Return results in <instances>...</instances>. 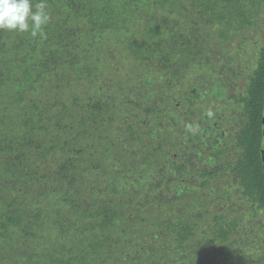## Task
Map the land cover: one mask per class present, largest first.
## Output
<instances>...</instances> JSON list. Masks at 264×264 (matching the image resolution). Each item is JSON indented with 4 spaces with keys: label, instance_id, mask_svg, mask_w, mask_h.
<instances>
[{
    "label": "trees",
    "instance_id": "16d2710c",
    "mask_svg": "<svg viewBox=\"0 0 264 264\" xmlns=\"http://www.w3.org/2000/svg\"><path fill=\"white\" fill-rule=\"evenodd\" d=\"M48 8L0 30V264H264V0Z\"/></svg>",
    "mask_w": 264,
    "mask_h": 264
},
{
    "label": "clouds",
    "instance_id": "9594fccd",
    "mask_svg": "<svg viewBox=\"0 0 264 264\" xmlns=\"http://www.w3.org/2000/svg\"><path fill=\"white\" fill-rule=\"evenodd\" d=\"M48 0H0V30L44 35L51 21Z\"/></svg>",
    "mask_w": 264,
    "mask_h": 264
},
{
    "label": "rangeland",
    "instance_id": "374dc122",
    "mask_svg": "<svg viewBox=\"0 0 264 264\" xmlns=\"http://www.w3.org/2000/svg\"><path fill=\"white\" fill-rule=\"evenodd\" d=\"M232 48L235 49V42H234ZM3 70H4V73H5V74H3V75H4V76L6 75V77H7V74H8V67H7V65H5V67H4ZM242 84H243V82H241V81L238 82V83H237V87H238V88H241Z\"/></svg>",
    "mask_w": 264,
    "mask_h": 264
},
{
    "label": "water",
    "instance_id": "95a60500",
    "mask_svg": "<svg viewBox=\"0 0 264 264\" xmlns=\"http://www.w3.org/2000/svg\"><path fill=\"white\" fill-rule=\"evenodd\" d=\"M262 124L264 125V115H263V119H262Z\"/></svg>",
    "mask_w": 264,
    "mask_h": 264
}]
</instances>
